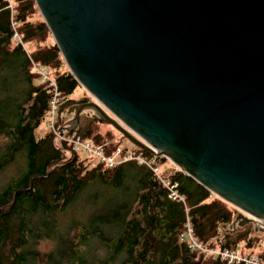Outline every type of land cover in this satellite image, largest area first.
<instances>
[{
	"label": "water",
	"instance_id": "1",
	"mask_svg": "<svg viewBox=\"0 0 264 264\" xmlns=\"http://www.w3.org/2000/svg\"><path fill=\"white\" fill-rule=\"evenodd\" d=\"M92 100L70 107L264 222V0H35Z\"/></svg>",
	"mask_w": 264,
	"mask_h": 264
},
{
	"label": "trees",
	"instance_id": "2",
	"mask_svg": "<svg viewBox=\"0 0 264 264\" xmlns=\"http://www.w3.org/2000/svg\"><path fill=\"white\" fill-rule=\"evenodd\" d=\"M12 2L32 51L13 41L10 2L0 0V174L10 173L0 186V264H229L180 240L188 218L203 244L264 260L263 237L251 226L232 227V206L176 167L165 174L178 183L185 203L169 198L145 165L107 167L56 139L47 128L53 89L32 71V60L51 70L62 92L60 122L68 108L91 99L70 73L35 0ZM43 124L46 131L37 134ZM71 134L104 145L108 154L129 148L113 126L87 113ZM42 243L51 245L43 249Z\"/></svg>",
	"mask_w": 264,
	"mask_h": 264
},
{
	"label": "built area",
	"instance_id": "3",
	"mask_svg": "<svg viewBox=\"0 0 264 264\" xmlns=\"http://www.w3.org/2000/svg\"><path fill=\"white\" fill-rule=\"evenodd\" d=\"M8 1L10 2V8L12 9V27L14 30L13 41L17 44H21L24 49L28 51L27 45L18 31V23L13 15L14 4L12 0ZM32 66V71L38 75L40 82L53 89L50 109L47 113V127L53 131L56 139L67 142L75 151L86 152L97 162L102 163L107 167H116L130 161H135L140 165H145L153 171L157 179L168 189L169 198L185 203L184 196L178 191V183L172 182L162 172L161 163L146 156L142 149L136 146L134 148L119 146L112 154H108L104 145L96 144L90 139L83 138L82 136L76 134H71V132L66 130V128L61 129L67 121L65 122L63 118L62 122H60L63 95L59 90L57 81L48 67L40 65L34 60H32ZM180 240L185 242L193 251H197L205 255H214L221 260L227 261L229 264H264V260L259 255L254 253L243 254L240 250L234 251L229 249H219L211 247L208 244H203L197 238L194 226L189 218L185 222L184 229L180 234Z\"/></svg>",
	"mask_w": 264,
	"mask_h": 264
},
{
	"label": "rangeland",
	"instance_id": "4",
	"mask_svg": "<svg viewBox=\"0 0 264 264\" xmlns=\"http://www.w3.org/2000/svg\"><path fill=\"white\" fill-rule=\"evenodd\" d=\"M40 12V11H39ZM41 14V13H40ZM42 16V15H41ZM43 18V17H42ZM52 41H54V39L52 40ZM51 41V42H52ZM55 42V41H54ZM28 49H29V51L31 52L32 51V48L28 45ZM68 67V66H67ZM69 69V68H68ZM70 71V70H69ZM82 88L86 91V93H88V95L90 96V99L92 100V96L89 94V92L82 86ZM82 92V90L81 89H78L77 91H76V95L77 94H80ZM78 98V97H77ZM69 109L70 108H68V110H67V114L65 115V117H64V121L66 122V121H72L73 120V117H74V113H71V114H69ZM84 113H87V114H89V115H91V116H93V114H94V112L93 111H90V110H87V111H85ZM64 124V123H63ZM80 124V123H79ZM48 128V127H47ZM46 131V128H45V125L43 124L38 130H37V134H40V135H42L44 132ZM117 132H119L118 130H116ZM120 133V132H119ZM117 134V133H116ZM117 135H119V134H117ZM123 144H125V145H127V146H129V147H134V145L131 143V142H129L126 138H125V140L123 141ZM80 152V154H81V156L82 157H86L87 156V153L86 152H83V151H79ZM166 158V157H165ZM168 159V158H167ZM169 160V159H168ZM170 162V163H169ZM161 163V162H160ZM172 162L169 160L166 164H164V163H161V170H162V172L165 174L166 173V169H168V167H170V168H175L176 167V169H177V171H178V167L175 165V164H173V165H175V166H173L172 164H171ZM171 164V165H170ZM10 175V173H8L7 171L5 172V173H2V174H0V186L2 185V183H4L6 180H7V178H8V176ZM166 175V174H165ZM230 204V203H229ZM231 205V204H230ZM232 206V208L236 211V215H235V217H234V221H233V223H232V227H235V229H239V228H242V227H245V226H251V227H253V230H254V232L255 233H257V234H259V235H261L262 237H263V239H262V245H261V248H264V224H262V225H260L259 223L258 224H256V223H253V222H246V220L242 217V218H238L237 219V217H238V209L235 207V206H233V205H231ZM50 245L51 244H46V243H42V248L43 249H49V247H50Z\"/></svg>",
	"mask_w": 264,
	"mask_h": 264
},
{
	"label": "bare ground",
	"instance_id": "5",
	"mask_svg": "<svg viewBox=\"0 0 264 264\" xmlns=\"http://www.w3.org/2000/svg\"><path fill=\"white\" fill-rule=\"evenodd\" d=\"M258 223H259L260 225L264 224V222L261 221V220H258Z\"/></svg>",
	"mask_w": 264,
	"mask_h": 264
}]
</instances>
